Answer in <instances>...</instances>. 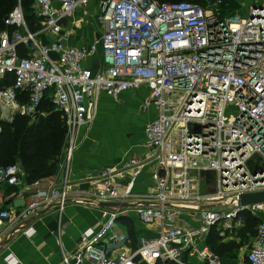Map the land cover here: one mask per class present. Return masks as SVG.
Returning <instances> with one entry per match:
<instances>
[{
	"label": "built area",
	"instance_id": "1",
	"mask_svg": "<svg viewBox=\"0 0 264 264\" xmlns=\"http://www.w3.org/2000/svg\"><path fill=\"white\" fill-rule=\"evenodd\" d=\"M90 1L34 0L33 14L48 44L30 31L21 6L5 21L15 31L0 30V82L13 77L0 90V135L19 117L35 121L46 100L67 127L58 179L34 191L22 209H1L0 221L16 228L45 207L61 215L79 199L107 218L81 235L66 264H186L192 254L202 264H221L207 245L211 229L240 227L245 214H264V202L240 204L241 196L264 192V0H254L245 20L222 17L224 0L203 5L101 0L100 41L70 47L61 21ZM99 50L103 63L93 71L86 63ZM143 88L148 94L141 109L157 113L144 129V153L88 177L89 191L73 189L70 172L80 131L94 126L102 96ZM230 107L236 112L227 116ZM146 174L148 186L139 193ZM24 178L19 165L0 168V193L23 187ZM213 183L216 191L205 192ZM103 203L133 206L103 209ZM129 219L156 225L157 237H142L135 250L126 251L130 238L123 221ZM254 240L247 263L264 264V221ZM14 259L12 264H20Z\"/></svg>",
	"mask_w": 264,
	"mask_h": 264
},
{
	"label": "crops",
	"instance_id": "2",
	"mask_svg": "<svg viewBox=\"0 0 264 264\" xmlns=\"http://www.w3.org/2000/svg\"><path fill=\"white\" fill-rule=\"evenodd\" d=\"M101 0H91L86 7L79 8L68 19L61 21L62 39L64 43L70 47L83 49L89 48L96 42H99L103 30L98 23V11ZM18 6H21L20 4ZM22 7V6H21ZM41 22V21H40ZM39 21L35 25V32L38 34V40L42 44H48L49 38L42 33V24ZM22 48V47H21ZM103 63V56L99 50L86 63V66L93 71H97ZM140 91H131L119 95L117 98H111L103 95L100 101V114L98 118L106 114H111V109L117 111V107L113 108L112 104L125 105L134 103L136 93ZM148 94V91H147ZM145 99V98H144ZM143 99V100H144ZM140 101L139 108L141 109ZM113 111V112H114ZM157 118V113L152 109L151 116L141 126L154 121ZM97 124L94 123V126ZM92 127L88 132L81 130L79 135V146L74 153V159L71 164L70 177L74 185L73 189L80 191H89L90 187L86 179L97 175L102 171L110 168L119 167L124 160L130 155H142L144 153L143 145L146 138L144 128L142 129L143 138L137 144L127 148L124 147L121 151L107 149L104 143H99L100 138L93 133L95 127ZM125 140L123 135H109L107 141ZM121 153V154H120ZM116 155V157H115ZM114 156V160L112 158ZM121 156V157H119ZM63 162V154L60 163ZM58 169L52 176L46 177L34 184L24 182L23 187L6 188L0 193V210L11 209L14 211L25 207L32 200L31 195L36 190H44L52 181L58 179ZM147 174L142 177L145 188L148 186ZM32 188L31 191H27ZM138 187V192H145L146 189ZM30 190V189H29ZM85 200V199H83ZM87 201V200H85ZM38 219L20 231L15 236H10L13 229L7 223L0 221V264H12L11 258L18 261L20 264H66L64 258L72 259L75 254L76 245L80 240L81 235L88 229L95 228L105 222L107 216L103 217L101 211L95 207L89 206L86 203L79 202V199H72L63 213L58 214L56 208L45 207L37 214ZM184 219L191 223L189 215L185 214ZM36 217V216H35ZM261 221H264V214L257 216ZM34 219L32 217L30 220ZM124 220L127 226V234L130 238L129 243L124 246L126 251H133L137 248L140 238H155L158 231L156 225L144 226L138 221H135V234L132 236L129 231L128 222ZM29 221V220H28ZM138 225V226H137ZM243 226L233 227L241 230ZM121 234V233H120ZM237 232L231 233L230 236H225V241L241 242V238L237 236ZM10 237V240H7ZM254 238L244 242L240 250L227 254L221 258V264H248L246 254L253 246ZM186 264H192L191 259H197L193 264H202V261L196 254L189 256ZM84 264H92L85 262Z\"/></svg>",
	"mask_w": 264,
	"mask_h": 264
},
{
	"label": "trees",
	"instance_id": "3",
	"mask_svg": "<svg viewBox=\"0 0 264 264\" xmlns=\"http://www.w3.org/2000/svg\"><path fill=\"white\" fill-rule=\"evenodd\" d=\"M160 3L188 2L203 5L204 0H156ZM34 0H0V30L14 32L15 28L5 24L10 13L20 4L24 11L27 25L31 32H35L37 20L33 14ZM20 52L25 53L20 47ZM13 77L9 76L0 82V90L10 87ZM41 115L35 121L19 117L13 123L4 125L3 133L0 135V168L20 163L25 172V182L34 184L39 180L52 176L56 173L63 151L67 145V127L65 119L56 112L50 100H46L41 109ZM262 221L258 217L245 214V224L239 231L241 242L249 241L257 233V227ZM129 231L135 234L133 226ZM241 232V233H240ZM226 233L221 227H213L207 237L208 247L218 256L223 257L234 251L240 250L241 245L236 241L226 242ZM174 264V263H164Z\"/></svg>",
	"mask_w": 264,
	"mask_h": 264
},
{
	"label": "rangeland",
	"instance_id": "4",
	"mask_svg": "<svg viewBox=\"0 0 264 264\" xmlns=\"http://www.w3.org/2000/svg\"><path fill=\"white\" fill-rule=\"evenodd\" d=\"M253 4H254V0H224L223 4L219 7V13L222 17H225V18L237 17V18L245 20V19H248L250 15L251 7ZM136 91H140V90H136ZM147 91L148 90L145 89L139 93H136L134 103H127L125 105H119V106L116 105L115 103L112 104L113 108L117 107V111H114L111 109L110 111L111 114H106V115H103L102 117L100 116L99 118H97L95 122V124L97 125L94 126L95 128H93L94 129L93 133L96 135V137L100 138L99 143H104V146L107 149L115 150L113 149V147H116L118 151H121L124 147L129 148L137 144V142L143 138L142 129L144 128L145 125L144 126H141V125L145 123L146 120L151 116L152 109H153L151 108L149 110L148 109L143 110L139 108V104H140L139 102L143 101V99L147 96ZM235 112H236L235 108L230 107L228 109L227 116L234 115ZM109 135L111 136L123 135L125 140H121L122 138L120 137L119 142L115 140H112V142H109L106 140V138H108ZM113 157L114 156H112V158ZM15 164L21 167L20 163H15ZM24 175H25V172H24ZM204 178L207 180H213V175L207 174L205 175ZM139 183H140V187H142V189L144 190L145 184H143L142 179L140 180ZM204 190L205 192L209 194H213L216 191L215 183H213V185L205 186ZM135 221H136L135 219H131L127 224L128 227L129 225L130 227L131 226L135 227L134 226V224L136 223ZM190 221L193 226L196 225V220H190ZM221 228L223 230H226V233L222 235L223 237L230 236V234L234 232H237V234L239 235L240 230L235 229V228H229V225L227 224H224ZM246 241L244 240L243 242H240V245L244 246L245 244L244 242ZM196 261H199V260L197 259L190 260L192 264L195 263Z\"/></svg>",
	"mask_w": 264,
	"mask_h": 264
},
{
	"label": "water",
	"instance_id": "5",
	"mask_svg": "<svg viewBox=\"0 0 264 264\" xmlns=\"http://www.w3.org/2000/svg\"><path fill=\"white\" fill-rule=\"evenodd\" d=\"M264 202V192L261 193H254V194H247L243 195L240 197V204L242 206H247V205H254V204H259ZM133 205L130 204H119V203H103L100 205L101 208H127V207H132ZM193 209L198 210V207H193ZM40 215H37L34 217V219L29 220L27 222H24L23 224H20L17 226L15 229H13L12 233L10 236H15L18 234L20 231H23L28 224H31L33 221L38 219ZM11 238L8 237L7 240H10Z\"/></svg>",
	"mask_w": 264,
	"mask_h": 264
}]
</instances>
